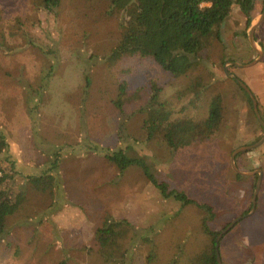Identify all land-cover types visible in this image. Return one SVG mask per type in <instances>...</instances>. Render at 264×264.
Instances as JSON below:
<instances>
[{"label": "rangeland", "instance_id": "1", "mask_svg": "<svg viewBox=\"0 0 264 264\" xmlns=\"http://www.w3.org/2000/svg\"><path fill=\"white\" fill-rule=\"evenodd\" d=\"M108 10L109 0H61L60 15L52 21L35 11L31 0H0V131L25 175L45 168L50 159L46 147L64 148L62 185L53 198L28 180H18L26 200L8 220L0 264H106L95 232L108 218L129 223L130 229L117 228L127 233L117 248L129 250L133 264H187L191 256L212 247L201 228L205 212L164 199L139 168L120 174L104 156L81 147L83 136L100 147L117 145L143 157L171 187L214 204L216 218L210 226L216 232L252 211L258 178H238L231 156L256 143L264 130L224 68L249 86L264 120V20L255 31L262 52L258 63L243 68L228 64L249 65L258 59L239 6L222 25V41L213 40L202 51L200 61L218 78L213 91L227 95L229 121L218 138L173 151L147 139L142 109L149 97L125 106L123 114L113 100L119 81L126 80L131 92L151 80L164 84L163 99H175L187 81L165 74L151 56L127 55L110 65L107 56L121 30L118 16ZM263 11L264 0H255L252 24ZM50 70L52 75L44 79ZM121 127L124 138L117 142ZM236 163L243 172L262 170L263 181L255 212L221 240L223 264H264V144L240 153Z\"/></svg>", "mask_w": 264, "mask_h": 264}, {"label": "trees", "instance_id": "2", "mask_svg": "<svg viewBox=\"0 0 264 264\" xmlns=\"http://www.w3.org/2000/svg\"><path fill=\"white\" fill-rule=\"evenodd\" d=\"M31 3L35 11L43 13L45 19L56 21L60 15L61 0H31ZM236 6L240 7L249 28L254 21L253 0H109V14L118 16L121 30L118 44L107 56L110 65L118 64L127 55L151 56L165 74L178 81H187L175 95V99H163L164 84L159 85L153 80L132 92L128 89L126 80L118 82V94L113 104L121 114L124 113L125 106L138 102L144 96L149 97L148 103L142 109L143 128L148 141L158 140L171 150L178 151L220 136L222 128L229 121L227 102L225 103L227 95L213 91L217 75L202 64L200 54L211 46L213 40L222 41V25ZM2 22L0 13V26ZM11 36L15 34L11 33ZM221 63L223 65L224 61ZM52 73V70L48 71L44 79L50 78ZM226 78L238 85L256 118L247 92L235 79ZM86 80L90 86V79L87 77ZM37 100L34 102L36 107L40 97ZM178 103L181 107H178ZM29 111L32 115L36 114V109ZM122 130V127L118 130L117 142L124 138ZM262 136L257 138V142ZM116 146L100 147L99 143H93L83 136L81 147L104 156L120 174L131 167L141 169L164 199L175 200L181 207L194 206L205 212L207 216L202 219L201 228L212 239L213 245L191 256L187 264H218L215 239L220 232L214 231L210 226L216 218L215 205L201 202L181 189L171 187L168 182L159 179L152 165L143 157L130 155L126 149L118 146L115 149ZM10 147L9 139L0 131V243H4L9 235L8 220L19 211L26 200L21 186L17 185L20 178L28 180L37 191L51 198L62 185L59 172L64 148L46 147L50 159L45 168L41 171L38 166L36 174L25 175L13 160ZM68 147L75 149L73 146H65V149ZM237 176L241 178L240 175ZM52 203L51 207H55V203ZM123 225L130 229L127 221L108 218L95 232L100 254L106 264H133L129 256L131 252L117 248L118 240L127 234L124 233L125 230L117 229ZM65 263L64 261L62 264ZM171 264H179V261L174 260Z\"/></svg>", "mask_w": 264, "mask_h": 264}, {"label": "water", "instance_id": "3", "mask_svg": "<svg viewBox=\"0 0 264 264\" xmlns=\"http://www.w3.org/2000/svg\"><path fill=\"white\" fill-rule=\"evenodd\" d=\"M253 2H255V0H253ZM263 20H264V11H263V14H262L261 18L258 20V22H255L254 24H252L249 27L248 39H249V42H250L252 48L258 54V59L254 60L249 65H240V64H237L235 62H229L228 64L235 65L237 67H242L243 68V67L254 65V64L258 63L259 59L262 57V52L260 50H258V48L256 46L255 31H256L257 27L261 24V22ZM224 69H225L226 74L231 76L233 79H235L238 82V84L242 87V89L245 90L247 92V94L249 95V97L251 98L252 103H253L254 113L256 115L258 123L260 124V126L264 130V120H263V118H262V116L260 114L259 107H258V101L256 100V97H255L254 93L249 88V86H247V84H245L243 81H241L237 77L232 76L231 74H229L227 72V65H225ZM263 144H264V135H263V137L261 138V140L259 142H256V143H254L252 145H249V146H243L241 148H238L237 150H235L233 152V154L231 156V166H232L233 170L238 175L243 176V177H252V176L258 175V181H257L255 192H254V195H253V208H252V211H251L250 214H253L255 212V210H256L258 193H259V190L261 188L262 181H263V171L262 170H256V171H252V172H249V173L243 172V171H241L238 168L237 163H236V158H237V156L240 153L250 152V151L256 150L257 148L261 147ZM250 214L245 215V216H241L238 219H236L235 221H233L225 230L221 231L220 234L216 237V239H215V250H216L217 263L218 264H223L222 257H221V251H220V243H221V240H222L223 236L225 234H227L238 222H240L241 220L245 219Z\"/></svg>", "mask_w": 264, "mask_h": 264}, {"label": "flooded vegetation", "instance_id": "4", "mask_svg": "<svg viewBox=\"0 0 264 264\" xmlns=\"http://www.w3.org/2000/svg\"><path fill=\"white\" fill-rule=\"evenodd\" d=\"M256 178H258V175H255Z\"/></svg>", "mask_w": 264, "mask_h": 264}, {"label": "crops", "instance_id": "5", "mask_svg": "<svg viewBox=\"0 0 264 264\" xmlns=\"http://www.w3.org/2000/svg\"><path fill=\"white\" fill-rule=\"evenodd\" d=\"M221 251V250H220Z\"/></svg>", "mask_w": 264, "mask_h": 264}]
</instances>
